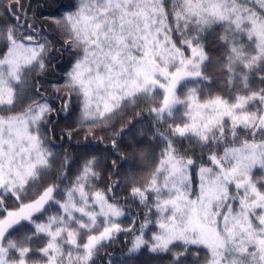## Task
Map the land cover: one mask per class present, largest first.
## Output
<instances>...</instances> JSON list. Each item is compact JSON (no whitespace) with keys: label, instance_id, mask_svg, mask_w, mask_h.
<instances>
[{"label":"snow or ice","instance_id":"snow-or-ice-1","mask_svg":"<svg viewBox=\"0 0 264 264\" xmlns=\"http://www.w3.org/2000/svg\"><path fill=\"white\" fill-rule=\"evenodd\" d=\"M167 3L79 0L75 11L54 21L67 31L66 43L81 52L65 83L53 85L57 95L66 90L60 111L71 115L75 95L77 123L95 125L147 98L155 125L164 128H155L164 144L159 165L142 187L130 188L133 202L147 208L137 228L133 209L114 194L123 181L92 191L100 175L95 156L69 187L48 183L57 157L45 147L49 140L41 128L56 111L55 101L40 91L43 85H34L35 96H28L24 76L48 69L51 41L27 22L19 0H0L5 13L15 8L25 15L24 24L15 14L16 23H0L6 49L0 56V264H95L106 241L134 232L139 234L125 260L145 247L168 253L182 246L172 264H183L189 246L203 245L208 264H264V179L253 178L254 168L264 169V0ZM256 3L259 12L249 6ZM213 25H227L220 40L228 54L215 63L203 35ZM245 35L254 42L251 51L241 43ZM218 80L226 88L214 95ZM203 149L210 166H198ZM74 162L66 157L60 167ZM194 175L199 184L192 198ZM66 177L63 171L57 179ZM121 218L131 225L122 227ZM149 225L157 229L150 241Z\"/></svg>","mask_w":264,"mask_h":264},{"label":"trees","instance_id":"trees-1","mask_svg":"<svg viewBox=\"0 0 264 264\" xmlns=\"http://www.w3.org/2000/svg\"><path fill=\"white\" fill-rule=\"evenodd\" d=\"M7 2V0H5ZM22 5V12L27 17V22H35L37 30H42V34L51 41V55L48 57L50 61L48 69L40 73L39 69H32L25 73L24 79L27 81L25 87L29 89L28 96H35L34 85H43L40 89L42 93L51 97L55 103L52 107L56 110L47 118V126L41 128V132L48 137L49 142L45 147L56 154L57 161L55 166L50 170L48 183H60L61 189L70 186L78 174L80 166L86 159L95 156L97 158V166L95 171L100 175L97 180L92 181V191L106 190L114 180L123 181L119 188L114 189V194L122 204L127 203L133 209L130 213L132 218L138 220L136 227L144 222L142 213L147 212V208L138 202H133L129 197L131 186L142 187L147 178L154 172L159 165L160 152L164 147L163 141L156 136L155 117L149 114L148 108L152 106V100L141 98L137 101L129 102L123 105L122 110L113 116L110 120L97 123L95 125H80L77 123L79 114V103L75 95L71 102V115L68 112L60 111L61 106L66 102L61 96L66 95V90L57 95L53 91V85L60 86L65 83L66 74L72 69L76 60L80 58L81 52L75 47L66 43L69 40L67 31L62 25L54 23L56 19L61 18L69 12L76 10L79 0H19ZM168 7H171V0H168ZM15 14L19 16V23H25V15L14 8L12 13H5L0 8V16H4V21L0 23L14 24L16 21L12 18ZM227 25H213L203 35L205 37V51L213 58L215 63L227 56V47L220 37L225 34ZM24 31V29H21ZM25 34H28L27 32ZM175 39V36L173 37ZM241 43L251 51L254 42L248 41L244 36ZM230 46V45H229ZM3 45L0 44V56L3 55ZM186 54H189L186 51ZM212 76V72L206 73ZM258 83V82H257ZM193 85H188L192 87ZM226 88L223 80H218L212 89V93L223 94ZM160 97H156L159 99ZM206 98V97H204ZM26 104L18 105L14 111L19 112ZM89 129H94L89 131ZM72 132L69 137L68 133ZM243 135V134H241ZM185 143V147H187ZM204 160L198 161L206 164L208 149H203ZM201 154V150L197 149L196 156ZM75 161L70 165L69 169L60 167V162L65 158ZM67 171V177L61 183L57 177L60 173ZM254 180L264 179V169L259 166L253 169ZM199 181L193 176V196L198 192ZM57 196V199H60ZM151 204V200L149 201ZM9 205L14 207L12 202ZM55 209H52L54 212ZM141 215L137 216V213ZM157 217L153 216L155 220ZM122 227L127 228L131 225V219L121 218L119 221ZM103 230V225L97 230ZM157 229L153 225H149L145 229V239L150 241L151 235ZM134 233H120L114 240L106 241L104 246L98 249V254L94 257L95 264H172V256L175 252L184 250L183 247L173 248L168 253H151L147 247L142 248L138 253L134 254L130 259L125 260L128 256V249ZM42 246V245H38ZM34 259H38L34 257ZM211 259L209 250L203 246H189L186 252V258L183 264H208Z\"/></svg>","mask_w":264,"mask_h":264},{"label":"rangeland","instance_id":"rangeland-1","mask_svg":"<svg viewBox=\"0 0 264 264\" xmlns=\"http://www.w3.org/2000/svg\"><path fill=\"white\" fill-rule=\"evenodd\" d=\"M249 6H254V8H255L256 11H258V12L260 11V6H259L258 3L254 4V5H251V4H250ZM245 36H246V35H245ZM246 37H247V36H246Z\"/></svg>","mask_w":264,"mask_h":264}]
</instances>
